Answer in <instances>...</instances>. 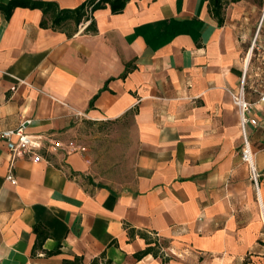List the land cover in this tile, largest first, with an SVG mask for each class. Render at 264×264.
Masks as SVG:
<instances>
[{
	"label": "crops",
	"instance_id": "obj_1",
	"mask_svg": "<svg viewBox=\"0 0 264 264\" xmlns=\"http://www.w3.org/2000/svg\"><path fill=\"white\" fill-rule=\"evenodd\" d=\"M263 15L258 0H228L221 25L209 0H129L54 28L38 7L0 12V127L31 120L47 140L39 161L0 148V264H264V129L247 127L258 192L233 98ZM260 68L248 115L263 120ZM130 116L134 186L81 182L75 124Z\"/></svg>",
	"mask_w": 264,
	"mask_h": 264
},
{
	"label": "rangeland",
	"instance_id": "obj_2",
	"mask_svg": "<svg viewBox=\"0 0 264 264\" xmlns=\"http://www.w3.org/2000/svg\"><path fill=\"white\" fill-rule=\"evenodd\" d=\"M258 2L263 8L264 0ZM255 39L249 69L259 64L261 72L264 70V21L259 29L257 27L245 57ZM81 118L67 141V144L74 142V150L82 153L89 163L90 169L81 176V182L92 187L108 186L117 191L131 189L135 184L137 154V133L133 117L108 121Z\"/></svg>",
	"mask_w": 264,
	"mask_h": 264
},
{
	"label": "built area",
	"instance_id": "obj_3",
	"mask_svg": "<svg viewBox=\"0 0 264 264\" xmlns=\"http://www.w3.org/2000/svg\"><path fill=\"white\" fill-rule=\"evenodd\" d=\"M256 39L252 43V49L254 51ZM260 49L259 46H257ZM252 57L245 64V68L242 73L241 84L236 92H233V98L235 104L238 106L241 114V128L243 133V146H242V158L246 161L251 170V178L254 185L259 192V174L257 172L254 162V149L251 140L248 135L247 127L249 125L259 126L264 129V119L258 120L256 117H250V113L255 106V102L251 101L248 97V70ZM261 88L259 92L258 102L264 103V78L260 81ZM31 120H25L21 122L16 128H2L0 127V148L4 144L13 154V158L28 156L34 161L41 160L42 156L38 152L44 145L46 138L42 135L29 134L25 131L26 126ZM16 137V139H14ZM47 141V140H46ZM50 148L58 149L63 148L64 143L61 140L49 139ZM68 149L74 150V142H70L66 145ZM13 181L16 179L10 175Z\"/></svg>",
	"mask_w": 264,
	"mask_h": 264
},
{
	"label": "trees",
	"instance_id": "obj_4",
	"mask_svg": "<svg viewBox=\"0 0 264 264\" xmlns=\"http://www.w3.org/2000/svg\"><path fill=\"white\" fill-rule=\"evenodd\" d=\"M129 0H88L76 8L61 9L55 2H44L36 0H12L7 4H0V12L10 17L17 6H30L41 8L45 14L42 21L43 26H49V18L52 20V27H62L67 22L74 21L79 23L90 18L91 14L107 4L111 5L114 13L122 11ZM228 0H209V9L222 25L225 21V7ZM88 30L95 31L96 25L94 20L87 27ZM153 248H147L144 252ZM158 254L157 251H155Z\"/></svg>",
	"mask_w": 264,
	"mask_h": 264
},
{
	"label": "bare ground",
	"instance_id": "obj_5",
	"mask_svg": "<svg viewBox=\"0 0 264 264\" xmlns=\"http://www.w3.org/2000/svg\"><path fill=\"white\" fill-rule=\"evenodd\" d=\"M252 53H253V49L251 47V50L247 53V56H246V62H248L252 56ZM261 199V198H260Z\"/></svg>",
	"mask_w": 264,
	"mask_h": 264
},
{
	"label": "water",
	"instance_id": "obj_6",
	"mask_svg": "<svg viewBox=\"0 0 264 264\" xmlns=\"http://www.w3.org/2000/svg\"><path fill=\"white\" fill-rule=\"evenodd\" d=\"M263 18H264V15H263Z\"/></svg>",
	"mask_w": 264,
	"mask_h": 264
}]
</instances>
